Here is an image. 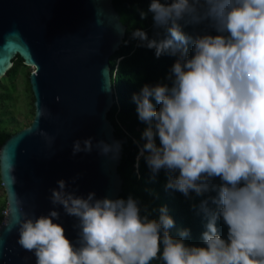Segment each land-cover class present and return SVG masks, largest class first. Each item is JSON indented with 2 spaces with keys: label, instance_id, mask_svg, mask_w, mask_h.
<instances>
[{
  "label": "clouds",
  "instance_id": "9594fccd",
  "mask_svg": "<svg viewBox=\"0 0 264 264\" xmlns=\"http://www.w3.org/2000/svg\"><path fill=\"white\" fill-rule=\"evenodd\" d=\"M148 13L164 35L149 39L136 29L132 38L156 58L176 59L169 83L145 84L132 96L147 125L137 159L145 160L152 179L161 170L168 174L166 190L185 197L215 193L199 205L207 218L202 246L186 243L189 229L172 235L175 222L166 206L152 209L158 218H151L132 196L96 198L90 192L84 198L67 191L64 180L50 200L76 218L75 244L54 222L58 211L37 218L17 198L9 231L18 226L17 243L34 253L36 264H264V0H150L141 19ZM188 25L202 28L188 34ZM40 135L51 144L52 137ZM95 148L116 160L121 143L101 140ZM92 150V138L83 148L74 142V155Z\"/></svg>",
  "mask_w": 264,
  "mask_h": 264
},
{
  "label": "water",
  "instance_id": "95a60500",
  "mask_svg": "<svg viewBox=\"0 0 264 264\" xmlns=\"http://www.w3.org/2000/svg\"><path fill=\"white\" fill-rule=\"evenodd\" d=\"M126 26L113 0H0V79L18 56L33 67L28 80L34 113L28 127L10 135L0 146V183L7 214L0 224V264H36L34 253L18 243L19 229L11 208L21 201L35 217L60 213L66 236L74 244L76 218L54 206L50 197L57 181L67 191L86 198H118L122 179L119 158L112 160L95 148L103 140L117 141L107 118L114 104L109 60L118 51ZM46 110L44 115L38 112ZM40 132L47 133L51 144ZM92 138L91 152L73 154L74 142Z\"/></svg>",
  "mask_w": 264,
  "mask_h": 264
},
{
  "label": "trees",
  "instance_id": "16d2710c",
  "mask_svg": "<svg viewBox=\"0 0 264 264\" xmlns=\"http://www.w3.org/2000/svg\"><path fill=\"white\" fill-rule=\"evenodd\" d=\"M150 0H113V7L120 15V20L126 26L125 36L120 48L110 57L109 66L111 73V82L113 88L114 104L107 114L108 120L113 125L115 138L121 143L122 157L118 167V173L123 181L122 192L118 198L127 199L129 196L140 201L141 206H147L152 213L151 218H158V211L152 212V209H159L161 206L168 208L169 215L175 222V228L171 230L172 235L176 236L178 230L189 229L191 236L186 240L190 245L202 246L201 234L206 230L207 218L200 211L201 201L207 199L215 193H206L197 196L190 193L185 197L182 193L167 189L166 184L169 176L161 170L155 179H152L151 170L148 168L143 158H138L140 147L145 142L142 139V133L146 124L138 119L136 104L132 100L133 94H139L143 85L154 86L156 84L169 83L166 77L175 62V57L163 55L156 58L154 50L147 47L138 46L141 42L132 38V32L136 29H142L149 39L161 38L164 35L162 29L154 27L152 14L148 13L146 19H141L139 12H147ZM183 23V22H182ZM202 26L196 27L188 25L184 31L188 34L201 31ZM160 32L161 37L156 33ZM215 34L214 32L212 33ZM127 42V43H125ZM28 68L23 64L20 57L13 60L11 69L0 80V102H8L10 106L11 91L13 80L22 69ZM30 72H24L25 89L24 93L27 99V113L33 117V95L29 84L28 76ZM6 83V84H4ZM7 85V86H6ZM154 107H159L155 100H152ZM29 121L28 125L30 124ZM28 125H26L28 127ZM24 127L15 126L12 131L0 126V146L10 135L16 133ZM158 143V141H157ZM219 183L217 179L214 181ZM1 185V183H0ZM211 206V205H210ZM6 203L0 206V224L4 216ZM220 235L226 238L227 228L222 221L217 222ZM161 264V262H153Z\"/></svg>",
  "mask_w": 264,
  "mask_h": 264
},
{
  "label": "rangeland",
  "instance_id": "374dc122",
  "mask_svg": "<svg viewBox=\"0 0 264 264\" xmlns=\"http://www.w3.org/2000/svg\"><path fill=\"white\" fill-rule=\"evenodd\" d=\"M26 71L31 73L33 71V67H28L26 70L22 69L12 82L13 88L9 87V91H11L10 106H6V104H9V101L7 103L0 102V126L5 127L8 131H12L15 126L26 127L32 119L29 115V110L28 114H26L28 109L27 99L24 93V72ZM0 92H2V90H0ZM4 203H6L5 194L2 186L0 185V206H3Z\"/></svg>",
  "mask_w": 264,
  "mask_h": 264
},
{
  "label": "built area",
  "instance_id": "2783aa9c",
  "mask_svg": "<svg viewBox=\"0 0 264 264\" xmlns=\"http://www.w3.org/2000/svg\"><path fill=\"white\" fill-rule=\"evenodd\" d=\"M3 213V216L5 217L6 216V214H7V211H6V209L2 212Z\"/></svg>",
  "mask_w": 264,
  "mask_h": 264
}]
</instances>
